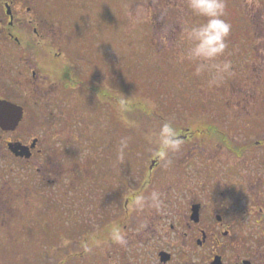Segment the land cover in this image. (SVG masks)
Here are the masks:
<instances>
[{
  "label": "flooded vegetation",
  "instance_id": "obj_1",
  "mask_svg": "<svg viewBox=\"0 0 264 264\" xmlns=\"http://www.w3.org/2000/svg\"><path fill=\"white\" fill-rule=\"evenodd\" d=\"M41 1L0 0V212L29 211L31 227L17 235L44 238L38 232L50 234L53 216L61 242L71 243L86 264H264V157L247 155L253 146L243 155L244 144L233 141L224 148L232 155L222 160L212 156V145L196 139L201 132L181 127V148L169 157H184L188 171L182 175L196 184L180 186L169 170L171 162L157 157L146 172L142 158L148 147L158 148V139L138 138L134 144L131 137V56L106 39L87 43L88 33L80 37L76 58L71 57L66 46L55 45L50 32L41 29V24L53 28L49 15L25 8ZM111 1L121 6L122 0ZM158 1L162 5L164 0ZM239 1L243 6L245 0ZM133 2L147 0H123L124 11ZM238 2H231L223 17L231 31L243 15ZM246 2L253 3V17L264 12V0ZM155 3L149 0L153 12ZM164 10L155 11L153 23L163 30L161 48L171 44L168 28H163L170 23L161 24L178 22V30L190 25V13L171 18ZM89 14L81 13L93 22L103 15ZM242 27L236 28L237 43L243 40ZM60 36L65 45V35ZM42 57L54 64L42 66ZM122 98L129 108L123 113ZM125 138L124 161L114 151L107 156L106 147L117 149ZM73 143L93 149L91 156L69 157ZM260 144L264 142L254 148ZM135 147L140 155L133 157ZM172 179H178L176 185L168 183ZM153 191L159 193L158 202L148 200L142 209L134 204L135 195L149 197ZM113 226L126 243L113 241ZM89 243L93 248L79 252V245ZM65 252L72 251L66 247Z\"/></svg>",
  "mask_w": 264,
  "mask_h": 264
},
{
  "label": "rangeland",
  "instance_id": "obj_2",
  "mask_svg": "<svg viewBox=\"0 0 264 264\" xmlns=\"http://www.w3.org/2000/svg\"><path fill=\"white\" fill-rule=\"evenodd\" d=\"M96 1L95 4L91 0L80 1L81 3L79 0H44L41 1L42 3L39 2L40 4H28L25 8L35 7L38 11L49 15L53 28L41 24V29L43 32H50L55 45L61 48L66 46L65 49L71 57H74L75 51L78 50L77 46L83 43L80 37H86L88 33L90 34L86 38L87 43H94V39L96 41L99 38L101 41L106 39L104 43L113 44L115 49L126 50V55L131 56V137L134 144L138 142V138L155 142L160 129L157 130L155 127L168 122L177 134L180 133L181 127L188 128L192 133L197 130L202 131L196 139L200 144L201 142L206 145L212 144L214 149L210 153L222 160L232 155L228 154L224 148L227 149L230 145L232 147L233 141L244 144V147L253 146L251 149L248 148L252 151L247 155L264 157V144L254 148L257 142H264L263 11L260 12L259 17H253V9L251 10L253 3L245 0L242 6L240 1L234 0L238 2L236 4L240 3L239 7H243L240 22V25L243 24V40L237 43L235 32L240 25H233V31L227 40L228 48L224 56L217 61L218 63L226 61L229 67L214 82H210L214 70H206L197 75L196 62L184 58L191 46L185 36L186 29L206 22L204 18L195 16L190 11L187 0H176L177 3H174L175 0H164L162 5L156 0L155 11L161 12L165 9L164 12L169 11L171 18L178 12L182 18V14L190 13V25H184L180 30H178V22L161 24L164 26L170 23L163 28H168L166 33L171 37V44H173L172 47L170 43L165 44L162 48L159 42L162 35L159 36V34L163 30H159L158 26L153 24L156 21L155 11L153 12L149 0L142 5L133 2L126 11H124L126 4L123 0L121 6H114L116 1L111 3H108V0ZM234 1L224 0V17L229 14L230 5L235 3ZM92 12L103 15L98 20L95 19V22L81 15V13L92 14ZM60 35H65V45L60 44ZM42 58V66L54 64L49 62L48 58ZM140 129L144 131L141 132ZM222 133L225 135L224 138L221 137ZM117 136L119 137V134H116ZM113 147L114 145L106 147V154L113 155L111 152L114 151L115 157H118L119 148ZM68 149L67 155L71 158L91 156L93 150L89 152L88 147H81L77 143H73ZM248 149L243 148V155H246ZM138 150L140 149L133 148V157L140 155ZM156 150L157 148L148 147L146 156L143 155L142 168L144 167L148 173L151 160L156 157L154 155ZM101 152L103 153L104 150ZM168 158L171 162L169 170H173L175 176L179 178L180 186H188L187 181L196 184L195 180L187 178L186 174L182 175L188 171L184 157ZM121 161L124 160H119ZM135 165L136 162L133 160L132 167ZM119 166L123 168V164ZM245 166L242 164L243 174L247 170ZM157 171L156 169L155 172ZM177 180L172 179L168 183L176 185ZM12 213L0 212V264H79L76 263V258L80 264H86L83 257L76 255L71 243L65 240L61 242L58 226H56L57 220L53 216L50 234L41 229L38 234L45 237L36 239L24 234L17 235L25 232L28 225L31 227L27 219L29 211L21 209L15 215ZM87 219L90 220V217ZM91 245L93 244H83L82 248L79 245V252L81 249L87 250V247L93 248ZM66 247L68 252L72 251L71 255L66 256Z\"/></svg>",
  "mask_w": 264,
  "mask_h": 264
},
{
  "label": "clouds",
  "instance_id": "obj_3",
  "mask_svg": "<svg viewBox=\"0 0 264 264\" xmlns=\"http://www.w3.org/2000/svg\"><path fill=\"white\" fill-rule=\"evenodd\" d=\"M187 7L198 17L205 19V23L199 26L186 29L185 36L190 42L187 54L184 58L196 62V74L200 75L206 70H214L212 81L227 71L228 62L218 63L220 57L224 56L228 48V37L231 32V24L223 17L225 16L224 0H187ZM120 111L129 110L126 98L118 101ZM158 148L154 155L161 161L170 163L169 153L180 150L182 141L178 139L177 132L168 122H164L158 133ZM128 147L127 139H121L118 150V159L122 160L124 150ZM159 193L153 191L149 197L143 194L134 196V204L143 208L148 200L158 202ZM112 239L116 243L124 244L126 240L119 227L113 226L111 231Z\"/></svg>",
  "mask_w": 264,
  "mask_h": 264
},
{
  "label": "water",
  "instance_id": "obj_4",
  "mask_svg": "<svg viewBox=\"0 0 264 264\" xmlns=\"http://www.w3.org/2000/svg\"><path fill=\"white\" fill-rule=\"evenodd\" d=\"M2 110H4L3 108H2V106L0 105V112H2ZM3 115H2V113H0V124H3V122H4V120H3ZM20 118H21V114L18 116V118L16 119V121H15V125L18 123V121L20 120Z\"/></svg>",
  "mask_w": 264,
  "mask_h": 264
},
{
  "label": "trees",
  "instance_id": "obj_5",
  "mask_svg": "<svg viewBox=\"0 0 264 264\" xmlns=\"http://www.w3.org/2000/svg\"><path fill=\"white\" fill-rule=\"evenodd\" d=\"M114 6L116 5V2H115V4H113ZM207 132V131H206ZM209 133H211V131H209ZM246 149H247V146H246Z\"/></svg>",
  "mask_w": 264,
  "mask_h": 264
}]
</instances>
